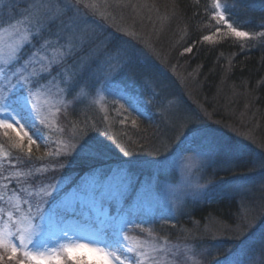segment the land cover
<instances>
[{"label":"rangeland","instance_id":"rangeland-1","mask_svg":"<svg viewBox=\"0 0 264 264\" xmlns=\"http://www.w3.org/2000/svg\"><path fill=\"white\" fill-rule=\"evenodd\" d=\"M90 1L86 0L81 3L78 0H27L24 9L12 10L10 4L14 6L13 0H0V17L4 15L5 18L7 17L4 19L3 27H0V38L6 40L9 45H13L17 41L20 42L15 54L11 57H9V49L7 48L0 52V94L9 96L4 105V110L0 111V120L12 124L11 129L0 127V161L8 164L11 156L13 159L17 156L20 160H25L28 158L29 148L36 151L46 147L44 139L49 137L56 140V144L51 147L54 155H75V152L68 151L67 143L60 140L63 139V129L62 126L59 127V124L57 126V115L62 110L68 109L76 101L80 102L83 111L81 115L90 111L95 114L96 121L103 128H105L103 121L106 123L107 97L122 100L124 104L120 103L116 106L128 112L127 114L133 112L152 125L156 123L153 121V116L144 112L138 106L136 99L127 92L124 94H118L111 90L108 92L101 85L89 92L90 90H85L82 85H78L75 87L74 93L70 94V98V95H65L66 92L63 89L52 88L56 85L52 86L51 89H44L45 83L42 78H48L50 71L47 68L59 59L60 54L57 53V49H54L53 52L48 53L50 55L45 56L38 53L33 45V49L29 48L25 51L26 47L28 44H32L31 41L35 37L39 39L40 33L44 34V28L47 24L53 28L55 25L66 24V30L63 32L66 41L69 38L76 43L79 42V48L74 47L71 53L76 54V52L82 51L84 46L82 39H87V36L89 39L95 38L90 34L93 33V29L92 23L89 22H97L101 17V14L91 6L92 1ZM211 1L215 6L214 14H211L214 19L218 14H223V6L220 4L221 0H218L220 7L217 9V0ZM103 15L109 17L108 14ZM90 16L94 17L95 20L93 21ZM214 20L218 27L206 35L212 37L210 41L203 39V43L206 45L234 43L238 46H249L260 38H264L261 35L264 33V29L252 34L231 25L237 31L248 33L247 38H237L231 34L228 27L230 23L225 20V16L222 21ZM9 22L16 25L19 31L10 29V35L5 33L4 29L8 27ZM56 41H52L53 46H56ZM70 42L71 40L68 41V43ZM188 49L191 48L184 47L180 52L181 56L189 53ZM42 57L47 68L42 67L39 62ZM155 58L165 68L171 70L170 76L175 77V81L177 80L180 85H183L184 80L186 82V79L191 77V74L185 77L188 71L173 65L170 55L159 54ZM115 59L111 57L110 64L107 62L109 58L106 57L99 61V67L96 70L99 72L101 83L105 84L104 75L113 66ZM128 65L130 69L134 68L131 63ZM33 71L37 72L34 79L39 80V83L32 88L31 103L29 104L27 95L31 85L24 84L18 77L21 74L30 76ZM132 72L127 68L124 76L127 74L129 76ZM142 81L144 83L135 86L133 91H136V88L139 90L152 88L150 81L146 79ZM191 82L194 83V78L191 79ZM191 82H189L190 85ZM184 87H186L184 88L186 91L181 89L183 100L184 102L187 101L185 102L187 106L191 104V108L194 110L193 116L190 114L191 119L183 120L186 114L178 112L179 106L177 104L166 105L171 117L175 116V120L183 122L176 127L177 134L174 141H163L162 146L155 151V155L148 160L145 161L143 158L139 160L134 156L128 157L121 154L114 150L112 144L106 139V135L99 134L97 136L107 145L104 154L105 159L130 162V168L123 167L133 177V184L129 190L126 204H133L137 191L143 187H150L155 199L145 202L144 209L130 218L132 223L123 232L100 233L96 232L95 229H84L70 231L71 238L69 239L58 228L55 230L54 236L38 237L39 242L29 246L33 251H39L44 253L46 257H51L54 255L53 250L59 249L63 245L85 244L89 248L101 247L107 252H112L115 250L116 241H119L123 253L121 258L123 259L124 256L128 258L125 264H196V257L194 259V256H191L196 243H200L201 252H204V250L206 251V242H212L213 247L210 249L208 264H224L226 259L233 260L234 264H264V125H262L260 118H257V113L250 100L235 107L224 98L218 97L222 101L221 106L216 102L212 103L211 110L215 111V114L208 113L201 105V100L197 99V94L189 89V85L186 83ZM114 100L116 101V99L111 100L110 98L111 102ZM34 103L39 104V113L32 109ZM152 103L151 101L150 104ZM53 113L55 114L54 117ZM123 114L128 116L126 113ZM45 118L47 122L41 123V120ZM30 121L29 127L27 124ZM87 121H84L86 124L84 127L88 130ZM28 127L31 129L29 130ZM192 127L213 133L216 142L222 146L221 153L212 159H202L197 154L200 151L199 144H181L182 133H187L188 129ZM29 138L35 143L30 144ZM224 152H228L227 158L224 156ZM14 154L16 155L14 156ZM161 161L165 162L163 166ZM109 164H105L99 169L107 172L122 167L118 164ZM189 165L195 166L189 167ZM16 172L20 181L17 183L18 186L16 185L17 188H9L10 183L0 180V196L3 197L0 200V208L14 212L18 207L22 210L26 209V200L35 202L44 198L53 201V197L56 196V183L44 184L39 182L34 186L33 183H29L22 171L16 170ZM87 175L82 176L80 180L83 178L84 181L90 183L91 180ZM192 181H199L205 185L198 196L191 194L193 191ZM46 192L52 195L45 197L44 193ZM218 192L235 198L237 212L234 222L223 223L218 220H211L201 228L196 223L189 226L188 229L182 226L177 232L178 236L172 240L153 231L152 227L157 219L160 223L166 216L186 217L190 214L188 213L191 208L190 205L194 201H207ZM75 195L74 190L70 192L66 202L70 203ZM2 226L0 224V227ZM124 236H127L128 239L125 240ZM228 245L236 246L235 251L231 253H226L227 250L223 251V249L228 248ZM129 248H133L135 251L129 252ZM73 256L85 258L88 264H104L97 253L87 249L75 252ZM61 259H63L62 256ZM45 264H47V260ZM112 264H116V261L113 260Z\"/></svg>","mask_w":264,"mask_h":264},{"label":"trees","instance_id":"trees-1","mask_svg":"<svg viewBox=\"0 0 264 264\" xmlns=\"http://www.w3.org/2000/svg\"><path fill=\"white\" fill-rule=\"evenodd\" d=\"M78 1L84 3L86 0ZM91 1V6L101 14V17L97 22L90 21L91 16L87 18L89 23H92L93 33L90 34L95 38L89 39L87 36V39H82L83 50L76 52L77 55L71 51L74 47L79 48V42L76 43L69 38L66 41V37L63 36L66 24L55 25L54 28L47 24L44 34L40 33L39 39L35 37L31 41L32 44L26 47L25 51L29 48L33 49V45L38 53L45 56L50 55L48 53L53 52L54 49L60 54L59 59L47 68L50 71L48 78H42L45 83L44 89H51L56 85L52 88L59 87L66 92V96H69L74 93L78 85L90 90L89 92L101 85L109 92L110 89L106 84L101 83L96 69L103 57L109 58L108 64L112 61L111 57H114L116 59L113 66L117 63L126 64L128 70L133 71L129 76L128 74L124 76L126 70L116 76L120 86L124 92L136 99L138 106L144 112L153 116V121L156 123L152 125L133 112L127 114L128 112L116 106L120 103L124 104L122 100L107 97L106 123L102 120L105 126L103 128L96 121L95 114L90 111L81 115L83 111L80 102L76 101L57 115V126L59 124L63 129L61 141L64 140L68 145L70 137L79 135L81 130H87L84 121L88 119V136L97 138L99 134L106 135V139L117 152L128 157L134 156L139 160L143 158L146 161L155 155V151L162 146L163 141H174L177 134L176 127L183 122L175 120V116L171 117L166 105L177 104L178 112L186 114L183 120L191 119L190 114L192 115L194 110L191 104L187 106L185 103L187 101L184 102L181 91L182 88H186L184 87L186 83L189 89L197 94V99L201 100V105L208 113L215 114V111L211 110L212 103L216 102L221 106L222 101L219 98H224L235 107L250 100L257 118H260L264 125V38L249 46H238L234 43L210 46L203 43L204 37L218 27L211 15L215 10L211 0ZM25 2L27 0H13L12 10L24 9ZM220 4L223 6L225 20L233 27L252 34L264 29V0H221ZM103 14H108L109 17ZM91 18L95 20L94 17ZM4 19H7L5 15L0 17V20L5 21ZM55 40L57 43L53 46L52 41ZM184 47H190L192 51L181 56L180 52ZM159 54L170 55L173 65L188 71L185 77L191 74L190 78H194V83L190 78L186 79V82L184 80L183 85L175 81V77L170 76L171 70L156 61L155 57ZM129 63L134 68L130 69ZM144 79L150 81L152 88L149 90L136 88V91H133L135 86L144 83L142 81ZM110 98L116 101L111 102ZM123 113L128 116H124ZM133 121H136L135 125ZM30 124L31 121L27 125L30 127ZM44 140L46 147L36 151L31 149L27 161L20 160L17 156L14 159L11 156L8 164L0 161V180L10 183L9 188H17V183L20 181L16 170H20L34 186L39 182L58 184L63 180L64 186L67 187L93 169H99L105 164H118L122 167L126 166L127 169L130 166V162L108 160L104 155L90 160L78 158L73 154L56 156L51 149L56 144V140L50 137ZM234 199L224 193H215L207 201H194L190 205V210L188 209L190 214L186 217L166 216L160 223L157 219L152 229L172 240L178 236L177 232L182 226L188 229L196 223L201 228L211 220L231 223L237 212V202ZM206 243V251L201 252L200 243L197 242L191 252V256L193 255L194 259L196 257V264L209 263L213 243ZM235 247L228 245L223 251L227 250L226 253H231L235 251Z\"/></svg>","mask_w":264,"mask_h":264},{"label":"snow or ice","instance_id":"snow-or-ice-1","mask_svg":"<svg viewBox=\"0 0 264 264\" xmlns=\"http://www.w3.org/2000/svg\"><path fill=\"white\" fill-rule=\"evenodd\" d=\"M13 5L10 4V8ZM217 9L220 5L217 0ZM214 19L219 21L224 20L223 14H218ZM5 22L0 20V27H3ZM232 35L237 38H247L248 33L237 31L231 25L228 26ZM18 32L16 25L8 23V27L4 29L5 33L11 34L9 30ZM264 36V33H261ZM23 39V37H21ZM206 41H210L212 37L205 36ZM19 41L13 45H9L6 40L0 38V52L4 48L9 49V57L15 54L16 48L19 47ZM192 51V49H188ZM42 67L44 58L40 59ZM127 65L117 63L112 66L104 75V82L108 89L118 94H124V89L120 86L116 76L127 69ZM37 72L33 71L30 76L21 74L18 79L26 85H31L28 88L27 101L31 103L32 88L36 87L39 80L34 79ZM7 78V77H6ZM7 91V89H6ZM9 96L0 94V111L4 110V105ZM32 109L37 113L40 112L38 103L32 104ZM54 117V113L52 114ZM47 120L42 119L41 123H46ZM135 125L136 121L132 122ZM0 127L11 129L12 124L7 121L0 120ZM88 130H81L79 135L70 137V143L66 145L69 152H75L76 157L85 160L95 159L105 154L107 145L99 138L88 136ZM183 145H200V151L197 153L202 159H212L219 155L222 151V146L216 142L214 134L208 130L192 127L187 133H182ZM29 143H35L29 138ZM191 150V149H188ZM31 151V148H29ZM127 154V153H125ZM224 156L228 157V152H224ZM163 166L165 162L161 161ZM195 165H189L194 167ZM87 177L91 182H86L83 178L79 181H74L67 187L64 186V181L58 182L55 192L56 196L53 201L41 198L38 201L26 200L27 208L22 210L19 207L15 211H7L0 208V264H88L85 258H76L73 253L85 250L97 253L104 264H112L115 260L116 264H125L127 256L121 258L123 253L119 246V241H116L115 250L112 252L105 251L104 248L95 247L89 248L85 244H69L63 245L61 248L53 250L54 255L46 257L44 253L33 251L29 246L38 243L37 238L45 236H54L55 230L60 229L65 237L71 238L70 231H81L84 229H95L96 232L113 233L123 232L124 229L132 223L130 219L136 213L144 209L146 201L155 199V196L150 187H143L137 191L133 204H126L128 193L133 184V177L126 168L119 167L104 171L93 169ZM192 195L198 196L205 185L199 181H192ZM75 191V196L68 203V195ZM51 193H44V196H51ZM3 197L0 196V200ZM127 240L128 237L124 236ZM129 252H134L135 249L129 248ZM117 253H120L119 255ZM61 256L63 259H61ZM224 264H234L231 259H226Z\"/></svg>","mask_w":264,"mask_h":264}]
</instances>
